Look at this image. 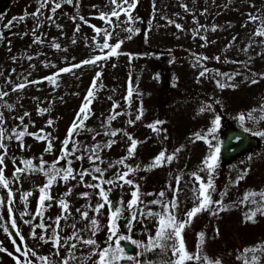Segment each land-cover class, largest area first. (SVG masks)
<instances>
[{"label":"rangeland","instance_id":"obj_1","mask_svg":"<svg viewBox=\"0 0 264 264\" xmlns=\"http://www.w3.org/2000/svg\"><path fill=\"white\" fill-rule=\"evenodd\" d=\"M256 1L139 0V4L131 9V20L122 12L119 20L111 17L112 24H109L100 18V14L111 13L115 7L111 0H72V3L67 0H10L5 13L0 16V32L3 33L0 37V93H7L0 96V113L3 114L0 129L7 149L2 167L5 178L12 181L9 188L13 192V212L9 217L8 189L0 185V197L5 198L3 206H0V242L13 255L0 251V264H16L14 256L21 255L14 249L17 245L23 247L22 251L27 247L35 252L34 256L31 252L28 256L32 264H64L65 260L68 264H97L98 252L91 254L95 246L86 245L83 240L93 238L101 249L108 246L109 207L105 204L97 214L94 211L96 204L103 203L100 189L87 185L101 183L100 179L94 178L101 174H92L95 167L103 170L104 181L115 179L117 173L129 171L119 163L128 157L131 143L125 132L141 141L134 157L125 160V164L132 168L127 178L135 183L129 185L117 180L114 185L102 184L105 190L111 188L108 195L113 209L119 206L121 198L124 201L118 235L130 236L131 239L121 240L120 245L140 264H164L176 259L171 247L147 250L131 242L137 240L147 245L148 237L154 236L158 227L159 217H140L139 212L142 209L146 213L149 208L154 213L162 212L161 205L148 202L154 199L170 202L174 195L179 202V208L174 211L180 218L193 206L194 189H198L199 182L191 174L203 167L202 161L210 151L208 144L197 139L195 134H206L215 114H222L227 125H235L241 130H264V100L244 113L235 108L239 99L255 89L264 94V77L257 75L258 82L252 83L253 73H264V35L257 34L264 27V0ZM41 2L44 7H41ZM56 3L61 6L53 12ZM37 11V15H32ZM250 14L258 19H250ZM81 16L84 20L80 19ZM10 21L11 27H6ZM177 24L181 27L177 28ZM93 25L112 32L108 39L110 45L122 41L121 48L117 49L119 55L104 58L109 49L101 51L97 47V44L104 43L103 32L97 35ZM140 25L143 28L142 39L137 36V31H128L129 28L138 29ZM56 44L60 47L56 48ZM95 56H101V59L72 68L69 72H59L61 68L80 64ZM197 57H200L199 61ZM165 64L167 67L163 66ZM204 69L207 71L201 77L200 71ZM49 76H54V81L45 79ZM227 76L233 78L228 80ZM217 80L236 87L222 89ZM21 83L25 87L16 88ZM130 88L131 97L128 96ZM90 89L94 93L91 111L84 120V126L73 134L68 146L70 155L60 160L62 141ZM208 104L216 110L215 113L200 112V108ZM141 106L142 118L136 120ZM21 116L24 117L23 124L19 119ZM111 116L115 119L109 120ZM130 119L135 124H129ZM49 120L52 124H48ZM156 120L164 121L160 127L166 132L157 134L147 126ZM25 125L28 133H37L41 138L26 134L21 148L16 133L23 131ZM114 130L120 131L116 136L110 135ZM220 131L213 143L220 142ZM49 133L54 147L51 152H45ZM246 133L258 139L259 143L229 163L219 159L214 174L213 198L222 199L225 210L215 216L208 212L200 213L186 227V248L191 253L200 252L202 257L200 261L193 259L186 264H207L204 257L220 258L222 264H264V211L257 212L255 222L245 219L246 214L264 205L261 196L264 193V138ZM176 148L181 150L170 164L148 167L160 151L166 150V154H171ZM93 149L99 159H89L93 156ZM3 153L4 149H0V154ZM81 155L83 159H77ZM41 157L47 162L44 165L46 169L54 161L58 168L71 166L76 179L54 181L50 188L53 199L45 201L43 212L37 214L39 189L47 184L48 178L39 171L17 174L19 179L13 174L17 167H29L22 163L23 160L31 159L34 165L39 166ZM85 169L90 174L80 180L78 174ZM245 169L248 171L244 179L235 183ZM199 175L206 181L205 172H199ZM178 176L180 183L177 186ZM147 181L148 185L145 184ZM136 184L140 186V202L135 209L138 219L129 232L125 217L131 216L128 202ZM177 187L180 190L175 192ZM69 189L70 195L67 194ZM161 191L165 192L164 197H159ZM27 192H31V196L26 198L25 205L21 197ZM85 192L89 196L81 195ZM60 199L68 203L67 212L60 207ZM83 211H88L87 219L82 216ZM58 216L60 223L57 227L55 221ZM12 218L17 222L16 228L11 227ZM92 218L99 221L94 236ZM29 220L31 223L25 222ZM41 222L48 226L46 231L36 226ZM5 227H8L7 233ZM53 228L67 241L62 242L59 249L51 240L45 243L31 235L34 230L45 234L47 239ZM216 229H219L218 234ZM200 232L205 233L203 242ZM73 233L81 239H68ZM115 241L116 237L110 241L113 247ZM162 243L170 245L172 242ZM72 244L76 247L72 248ZM124 245H128L131 252L128 253ZM41 256L46 259L41 260ZM119 264H135V261L124 260Z\"/></svg>","mask_w":264,"mask_h":264},{"label":"snow or ice","instance_id":"obj_2","mask_svg":"<svg viewBox=\"0 0 264 264\" xmlns=\"http://www.w3.org/2000/svg\"><path fill=\"white\" fill-rule=\"evenodd\" d=\"M68 3H72V0H67ZM111 3L115 5L114 9L111 11V13H101L100 18L106 20L109 24H112L111 17H116L117 20L120 19L121 13H126L128 15V19L131 20V9H134L136 7V2L135 0H111ZM125 5H127L125 7ZM61 5L59 3H56L55 6L52 8V11L55 12L57 8H59ZM41 7H44V3L41 2ZM39 11V10H38ZM37 13H32V15H37ZM14 20L16 18H13ZM23 19V17H21ZM81 20H84V17H80ZM250 19L256 20L258 17L251 16L250 14ZM87 22V21H85ZM171 23V21H170ZM12 21L9 22L6 27H11ZM99 35L101 32H103V38H104V43L103 44H97V47L103 51V49H109L108 53L105 55L104 58H107L108 56H116L119 55V52H117V49L121 48V43L117 42L115 45H110L108 43V39L112 37V32L108 31V29H101L96 27L95 25L92 26ZM177 28H180L181 25H176ZM79 30V29H77ZM215 30V28H213ZM128 31H138V29H132L129 28ZM258 35H264V27L258 30L257 32ZM3 33L0 32V37H2ZM130 38V37H129ZM93 39H96V37H93ZM206 39V38H205ZM56 48H59L60 45L56 44L54 45ZM132 54H129L131 57ZM101 56H95L91 57L89 59H85L80 62V64H73L71 67H65L59 69V72H69L71 71L72 68H77L80 67L82 64H93L97 60H100ZM200 57H197V61H199ZM203 59H209L208 57H204ZM215 59L219 60V57H215ZM207 69H204L200 71V76L203 77L206 73ZM58 75V74H57ZM100 74L98 73L97 76ZM220 75H227V74H220ZM260 75L261 77H264V73L261 74H256L253 73L252 76V83H257L258 80L256 79V76ZM54 76H49L45 77V79L49 81H54ZM233 77L232 76H227L228 80H231ZM32 83H36V81H32ZM217 85L220 88L224 87H236V85L232 84H225L221 83L219 80H217ZM25 87V84L21 83L16 86V88L23 89ZM93 88L95 87V82L93 83ZM16 90V89H13ZM7 95V93H0V96ZM93 91L90 89L87 93V98L85 99V102L83 103L80 112L77 114L76 119L73 121L71 124L66 138L62 141L63 149H62V155L59 157L60 160H64L70 155V152L68 150L69 144L72 142V137L74 132H78L80 128L84 126V120L87 118V114L91 111L90 109V103L91 99L93 98ZM132 95V90L131 88L129 89L128 96L131 97ZM216 103H219L217 101ZM114 107H118V105H114ZM210 111V112H216V110L212 107V105L208 104L200 108V112L203 113L205 111ZM40 111H45V109H41ZM83 114V115H81ZM25 115H29L28 113H25ZM143 115V109L141 106L139 114L136 116V120H140ZM3 119V114L0 113V120ZM21 120V123L23 124L24 117L21 116L19 118ZM115 119V116L109 117V120ZM241 121H243L244 117H240ZM221 121H222V114H215L214 118L211 120V126L207 129V133L204 135H201L200 133H196V138L197 139H202L204 140L210 149L209 154L204 158L202 161L203 167L199 169L198 172H193L191 175L195 177V180L199 182V187L198 189H194L195 195V201L193 203V206L188 209L185 213L183 218L179 217L178 212L174 211L179 208V202L174 195L173 198L171 199L170 202H166L162 199H154L152 201H149V204L153 205H161L163 208L162 212H153L150 208L147 210L145 213L144 210H140L139 216L144 217L145 215L148 217H159L158 219V227L156 229L155 235L152 236L150 235L148 237V243L147 245H144L143 242L137 241V240H132L131 242L135 245L145 247L147 250H151L154 247H160L162 250H166L168 247H171L172 254L173 256L176 257L175 260L164 262V264H186V261H191L193 259L200 261L202 259L200 252L197 253H191L187 248H186V242H185V229L188 225H190L195 217H197L198 214L203 213V212H208L211 215H217L219 212H222L225 210L224 205H223V200H217L213 198V192L215 190L214 186V174L217 169L220 155H221V149L222 145L221 143H213L214 140L217 138V132L221 128ZM129 124H135L134 120H129ZM164 121L161 120H156L153 123L148 124L147 126L153 130V132L159 134L166 132V129L160 127ZM48 124H52V121L49 120ZM245 132H251L253 136L256 137H261L264 138V130H252L249 128H244L243 129ZM43 132V129L40 130ZM120 130H114L110 133L112 136H116L117 132ZM28 134V135H33L37 139H40L41 137L37 133H28L27 131V126H24L23 131H19L16 133V138L21 141L20 147L23 148V137ZM109 134V133H106ZM124 135L128 137V139L131 141L130 146L128 148V157L134 156L138 144L141 143V141L133 138L129 133L125 132ZM165 139L167 137H164ZM47 139V146L45 148V152H51L54 147L53 143V138L51 137V134H47L46 136ZM3 141V130L0 129V149H4V153L0 154V185L3 186V188L8 189L7 192V201L9 204V207L7 209L8 211V216H12L13 209L11 207L12 201H13V192L9 188L10 183L12 181L7 180L4 176V168L2 166L5 165V156L7 155V149L6 146L4 145ZM114 142V141H113ZM108 147H111V144L107 145ZM183 147V146H181ZM96 148H99V145H96ZM181 148H176L171 154H166V150H162L159 152L158 155L154 157L153 163L149 165L148 167H157V166H163L165 163H171L173 159L176 157V154L179 153ZM74 155V153H72ZM125 157L119 161L120 164L124 165L125 168H128L129 171L124 172L123 174L117 173V176L113 180H103V170L100 167H95L92 169V174L94 173H100V177H94L96 179H100L101 183L100 184H88L87 187H91L93 189L99 188V196L102 198L103 203H97L94 211L99 214L100 210L105 207V204L108 205L109 207V221H108V231H109V236H108V246L103 247L101 249V246L97 243V241L93 238H88L86 240H83V243L86 245L90 246H95L93 249V252L91 253L92 255H95L97 252L99 254V259L97 261V264H119V262L127 260V261H135V264H140V261L137 260L135 257L128 255L123 247L120 245V241L124 239H131L130 236L126 237L124 235H118L119 233V223L118 221L120 218L123 216V207H124V201L123 198L118 202L119 206L115 207L113 209V204L112 201L109 200V192L111 191V188H108L105 190L104 187H102L103 183H107L108 185H114L117 183V180H123L124 183L133 185L135 182L133 179H128L127 177L129 176V173L132 171V168L125 164V160L128 158ZM77 159H83V156L77 157ZM89 159H99V156L95 154V149H93V156H90ZM252 157L249 156V160H251ZM13 163H15V160H13ZM22 163L26 166L29 167H17L14 172V177L16 179H19V175L17 174H23L24 172H32V171H39L43 172L44 175L48 178L47 179V184L40 187L39 191L41 195L39 196V205L40 207L37 208V214H41L44 210V205L45 201H51L53 197L50 195V188L53 184L54 181H57L58 179H63V181L68 182L69 179H76V175H74V169L69 166L66 169L65 168H58L57 162H53L50 168H45L44 165L47 163L46 161L43 160V157L40 158V164L39 166H36L33 164V160H23ZM70 163V162H69ZM139 167V166H137ZM248 171V169H245L243 173L237 176L235 183H239L240 180L244 179V174ZM199 172H205L207 174V179L205 181V178L199 175ZM89 170H82L78 175L80 180H83L86 175H89ZM177 181V186L180 183V177H176ZM121 186V185H117ZM136 190H134L131 195L132 199L128 202V208L131 210V216L130 217H125L126 219V227L129 232L132 231V226L133 222L137 221L138 216H137V211L136 206H138L140 200H139V184H136L135 186ZM180 189L177 187L174 191L178 192ZM68 195L71 194V189L68 190ZM151 194V193H150ZM82 196L87 197L89 196V193H81ZM255 195V193H253ZM31 196V192L24 193L22 195V199L25 200V205H27V197ZM165 192L161 191L159 193V197H164ZM262 198H264V193H261ZM247 199V197L245 198ZM5 201L4 197H0V206H3ZM253 203H256L253 201ZM59 205L60 207L67 212L69 209V205L66 202L65 199H60L59 200ZM50 206V205H49ZM77 211H81L80 209H77ZM264 211V205H259L255 210L251 211L250 214H246V221H252L255 222V216L257 215V212ZM82 216L84 218L89 217L88 211H83ZM24 214L22 213V216ZM26 223H31V221H25ZM57 227L59 226L60 223V217L58 216L55 221ZM91 225L93 226L92 229V235H95V232L98 230V225L99 221L96 218L91 219ZM37 227L44 229L45 231L47 230V225L43 222L39 223L36 225ZM11 227L16 228L17 227V222L14 218L11 219ZM75 228V225H73ZM5 232H8V227L4 228ZM216 232L218 234L219 229H216ZM31 235L33 236L34 239H38L41 241H44L47 243L49 240L52 241V243L59 249L60 245L62 242L66 243L67 241L63 239L60 234L57 232L56 228H53L52 235L46 239L45 234L43 233H37L34 230L32 231ZM200 239L203 242L205 239V233L200 232L199 233ZM113 237H116L115 241V247L112 246L110 241L112 240ZM21 239H23V236H21ZM68 239H81L78 235L73 233L72 237H69ZM162 241H171L172 243L169 245L167 243H162ZM15 244V241H13ZM72 248L76 247V244L71 245ZM0 251H5L8 252L6 248L2 247V242H0ZM16 252L20 253L21 255L19 256H14V259L16 260V264H32V261L28 259L29 253L31 252V255H35V252H32L31 249L25 247L22 251L20 247H16ZM9 255H13L12 252H8ZM21 256H23V259H21ZM41 260H45L46 258L41 256ZM205 260H207V264H222V260L217 257H213L209 259L208 257H204ZM255 259V258H253ZM64 264H68V261L65 260Z\"/></svg>","mask_w":264,"mask_h":264},{"label":"water","instance_id":"obj_3","mask_svg":"<svg viewBox=\"0 0 264 264\" xmlns=\"http://www.w3.org/2000/svg\"><path fill=\"white\" fill-rule=\"evenodd\" d=\"M7 3L8 0H0V14L3 12L2 10ZM250 142L249 138L240 132L227 130L224 134V141L221 143V157L224 160H231L233 157H237V155L251 147V145H249Z\"/></svg>","mask_w":264,"mask_h":264}]
</instances>
